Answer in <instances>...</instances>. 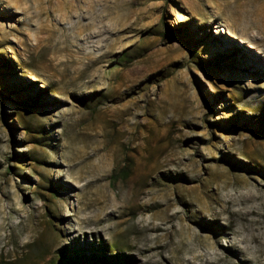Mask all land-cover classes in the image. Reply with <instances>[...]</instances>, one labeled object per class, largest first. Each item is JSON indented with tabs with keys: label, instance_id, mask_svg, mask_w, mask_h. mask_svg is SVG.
<instances>
[{
	"label": "rangeland",
	"instance_id": "rangeland-1",
	"mask_svg": "<svg viewBox=\"0 0 264 264\" xmlns=\"http://www.w3.org/2000/svg\"><path fill=\"white\" fill-rule=\"evenodd\" d=\"M92 247L264 264V0H0V264Z\"/></svg>",
	"mask_w": 264,
	"mask_h": 264
},
{
	"label": "trees",
	"instance_id": "trees-1",
	"mask_svg": "<svg viewBox=\"0 0 264 264\" xmlns=\"http://www.w3.org/2000/svg\"><path fill=\"white\" fill-rule=\"evenodd\" d=\"M125 55L128 53L126 52ZM81 260H84V264H124L127 259L122 254H107L105 251L92 247L83 249L81 252H62L58 264H80Z\"/></svg>",
	"mask_w": 264,
	"mask_h": 264
}]
</instances>
